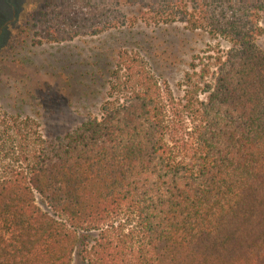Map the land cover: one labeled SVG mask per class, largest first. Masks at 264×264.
I'll return each mask as SVG.
<instances>
[{"label":"trees","instance_id":"trees-1","mask_svg":"<svg viewBox=\"0 0 264 264\" xmlns=\"http://www.w3.org/2000/svg\"><path fill=\"white\" fill-rule=\"evenodd\" d=\"M262 13L264 0H42L36 45L137 22L211 43L179 93L121 50L100 115L62 135L0 109V264H264Z\"/></svg>","mask_w":264,"mask_h":264},{"label":"rangeland","instance_id":"rangeland-1","mask_svg":"<svg viewBox=\"0 0 264 264\" xmlns=\"http://www.w3.org/2000/svg\"><path fill=\"white\" fill-rule=\"evenodd\" d=\"M42 0H0V109L32 119L41 134L54 137L88 117L99 116L118 52L139 49L151 71L179 93L192 55L211 43L183 25L111 29L67 42L34 44L29 16ZM259 26L264 30V13ZM222 49L227 43L218 41ZM264 49V37L257 39ZM73 264H84L77 254Z\"/></svg>","mask_w":264,"mask_h":264}]
</instances>
